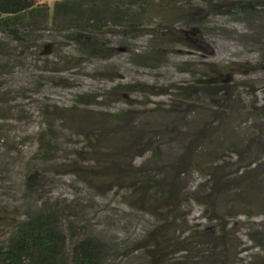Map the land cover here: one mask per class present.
Wrapping results in <instances>:
<instances>
[{"label": "rangeland", "instance_id": "obj_1", "mask_svg": "<svg viewBox=\"0 0 264 264\" xmlns=\"http://www.w3.org/2000/svg\"><path fill=\"white\" fill-rule=\"evenodd\" d=\"M55 1L41 0L50 19ZM238 4L247 5L244 12H237ZM173 5L190 18L172 13L168 19L156 11L141 22H172L179 37L185 35L187 46L164 48L155 68L131 60V53L150 50V41H125L115 30L107 37L112 55L106 61L68 53V44L61 52L42 47V41L22 48L0 32V45L9 49L0 52V242L7 240L14 222L47 204L61 212L62 227L76 226L81 239L93 235L119 247L102 264H148L138 254L147 242L140 236L152 220L129 199L138 196L128 189L130 176L145 170L159 143L164 155L179 136L207 134L223 139L225 146L212 164H221L234 181L246 170L247 178L238 181L251 182L237 190L227 186L222 201L208 210L207 217L223 216L231 231L217 239L226 244L224 251L217 246L219 251L207 257L210 250L201 235L209 224L202 216L206 204L199 201L208 193L204 185L212 165L184 174L175 231L168 239L178 242L180 251L167 253L169 261L165 257L158 264H264V167L251 170L264 161L259 152L264 148V0H175ZM185 21L198 26L187 30ZM193 74L220 81L215 100L200 96L177 103L170 93L153 95L168 84L190 82ZM116 84L121 93L111 94ZM123 112L130 114L116 118ZM50 126L49 151L40 136ZM240 136L259 138L244 150ZM235 147L237 152L229 153ZM252 151L259 162L250 166ZM169 153L175 162L179 151ZM31 171H38L39 179L32 191L26 187ZM249 234H256L253 243ZM175 236L180 238L175 241Z\"/></svg>", "mask_w": 264, "mask_h": 264}, {"label": "trees", "instance_id": "obj_2", "mask_svg": "<svg viewBox=\"0 0 264 264\" xmlns=\"http://www.w3.org/2000/svg\"><path fill=\"white\" fill-rule=\"evenodd\" d=\"M173 4L175 0H59L54 2L50 19L49 7L41 0H0V32L17 42L22 48H32L42 41V47L61 52L68 44L72 46V51L68 53L106 61L112 55L111 41L107 37L115 30L114 32L122 36L125 41L136 37H144L146 41H150L151 49L145 53H131V60L155 68L159 54L164 48L175 46V44L187 46L185 35L180 38L177 34L179 29L172 26V22L166 21L167 23L163 22L161 25H143L141 22L146 14L156 11L161 12L168 19L172 13L183 14L190 18L187 15L189 12L184 13ZM235 8H238L237 12L242 13L247 5L238 4ZM192 25L198 26L194 24V21L192 23L185 21L186 29ZM50 32L54 35H50ZM43 33L48 35H42ZM7 49L6 43L0 45V52L6 53ZM262 50L264 53V44ZM181 72L186 73L187 70ZM221 85L220 81L215 80L211 75L193 74L190 82L168 84L165 91L156 92L153 95L170 93L177 98V103L182 100H197L200 96L206 98L212 96L215 100L216 88ZM222 87L226 89V86ZM121 88L119 84H116L109 91L111 94H120ZM211 103L215 108V102L211 101ZM129 114L123 112L116 118L123 120ZM53 135L54 130L50 126L48 132L40 136V141L44 143L43 147L49 151L52 148ZM189 137L179 136L176 142L175 138L170 139L175 142V145L169 152L179 151L175 162H170L169 152H162L167 157L160 154L162 143H159L155 151L149 154L145 170L130 176L131 182L128 189L137 193L138 196L136 199L134 197L129 199L132 200L136 210L148 213L152 220L140 236L141 240L145 237L147 242L143 241L145 242L143 252L138 254L145 259L143 262L148 261V264H158L167 253L171 255L180 251L175 248L178 242H168V239L175 231V212L181 204L179 201L181 179H184V174H188L194 166L200 169L205 168L208 162L212 165L211 172L206 174L208 180H205L204 185L205 187L208 185V193H202L199 201L206 204L202 216L209 224L203 228L201 235L207 240L202 245L209 247L210 250L207 257L215 254L219 248L220 252L224 251L226 244H219L218 240L231 231L228 230L229 222L225 223L221 219L223 216L207 217L208 212L212 211L214 204L222 201L223 191L227 189V186L232 185L237 190L240 186L245 187V184L251 182L238 181L239 178L241 180L247 178L246 170L234 181L233 178L227 179L229 174L223 173L220 169L221 164H212L213 160L218 159L219 154L224 153L223 139L215 141L213 136H207V134L194 135L190 137L191 139ZM257 138L259 137L240 136L238 143L246 150L252 148L251 144L256 142ZM236 149L235 147L229 153H236ZM259 152L264 153V148H260ZM229 153L228 156H231ZM252 155L250 166L259 162V156L255 157L254 151ZM262 167H264V161L255 164L251 170L258 172ZM37 173L31 171L27 175L26 187L30 191L35 188L36 180H39ZM203 195L205 197H202ZM61 219V212L47 204L35 213L27 212L21 222H14L13 230L7 240L0 242V264H102L111 261V252L119 250L118 246L113 248L109 242L97 236L86 235L81 239L76 226L69 222V225L62 227ZM214 220L217 225H210ZM109 231L111 232V228ZM256 234H249L250 242L253 243L252 239L256 240ZM179 236H175L174 240L177 241ZM153 239L157 243L149 242ZM175 250L178 251L174 252ZM130 253L132 254V251ZM195 256L198 257V255ZM166 260L169 261L168 256Z\"/></svg>", "mask_w": 264, "mask_h": 264}]
</instances>
